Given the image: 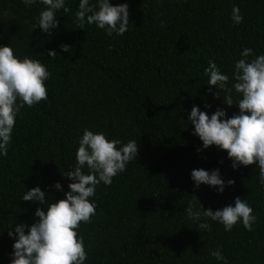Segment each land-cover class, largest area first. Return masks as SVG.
<instances>
[{"label":"trees","instance_id":"obj_1","mask_svg":"<svg viewBox=\"0 0 264 264\" xmlns=\"http://www.w3.org/2000/svg\"><path fill=\"white\" fill-rule=\"evenodd\" d=\"M125 2L130 24L123 36L108 37L94 25L78 29V0H68L72 12L57 13L59 27L48 37L32 30L43 5L0 0V45L40 60L51 73L47 100L21 110L8 155L0 158V264H10L13 240L6 231L31 225L43 208L22 201L24 192L39 185L51 203L64 198L71 183L64 173L75 164L85 128L109 140H136L139 148L124 173L96 189V215L79 229L86 264H217L210 255L217 248L227 264H264L258 169L233 170L215 146L197 152L202 142L188 121L193 105L209 116L218 107L228 117L238 112L213 98L215 88L208 92L204 68L212 59L231 77L243 48L264 54V0H110ZM234 4L244 16L239 25L231 20ZM63 43L73 46L71 55L60 51ZM49 50L59 57L48 58ZM200 168H219L235 183L222 194L206 185L194 190L190 173ZM193 195L213 211L241 197L258 217L254 230L238 223L225 232L212 222L210 232H198L184 212Z\"/></svg>","mask_w":264,"mask_h":264},{"label":"clouds","instance_id":"obj_2","mask_svg":"<svg viewBox=\"0 0 264 264\" xmlns=\"http://www.w3.org/2000/svg\"><path fill=\"white\" fill-rule=\"evenodd\" d=\"M21 3L26 7L44 6L34 17L32 30L39 28L40 33L48 37L59 27L57 13L72 12L68 0H21ZM74 15L78 29L94 25L108 37L123 36L130 24L126 2L113 5L110 0H78ZM231 20L236 25L243 22L239 5H233ZM59 48L61 52L72 54V45L63 43ZM254 52L253 48H243L231 77L221 71L215 60L209 59L204 68L208 92L212 93L215 88L213 98L220 99L223 105L237 108L238 112L228 117L226 111L218 107L209 116L207 111L193 105L188 121L193 127L192 135L202 142V148L197 152L215 146L227 153L233 170L254 165V169H258V183L264 187V54L254 55ZM47 56L50 59L59 57L55 50H49ZM50 77L47 66L40 60L28 55L21 58L10 44L0 45V158L8 155L21 110L47 100L46 81ZM221 92L224 93L223 99ZM233 93L237 94L236 100ZM205 107L210 108V105ZM138 150L136 140L127 143L119 139L109 140L105 133L85 128L78 141L75 164L64 173V177L71 181L64 198L51 203L39 185L24 192L22 201L43 208H36L35 222L31 225L14 223L15 227L6 231L13 240L10 264H86L88 252L79 229L82 223H91L96 215L97 204L92 199L96 189L101 183L111 185L114 177L124 173L127 165L137 159ZM190 178L194 190L206 185L217 194H222L226 187L235 183L232 179L225 181L219 168L211 171L193 169ZM53 187L62 191L59 182ZM184 212L198 232H210L212 222L222 225L225 232H231L238 223L245 230L253 231L258 220L253 208L241 197L213 211L204 209L193 195ZM210 255L217 264H227L220 248Z\"/></svg>","mask_w":264,"mask_h":264}]
</instances>
